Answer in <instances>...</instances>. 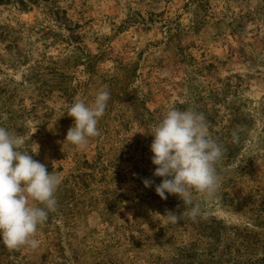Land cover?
Segmentation results:
<instances>
[{"label":"rangeland","instance_id":"obj_1","mask_svg":"<svg viewBox=\"0 0 264 264\" xmlns=\"http://www.w3.org/2000/svg\"><path fill=\"white\" fill-rule=\"evenodd\" d=\"M105 86L100 135L71 145L69 107ZM173 107L225 149L196 219L154 191ZM0 126L61 181L38 247L0 244V264H264V0H0Z\"/></svg>","mask_w":264,"mask_h":264},{"label":"clouds","instance_id":"obj_2","mask_svg":"<svg viewBox=\"0 0 264 264\" xmlns=\"http://www.w3.org/2000/svg\"><path fill=\"white\" fill-rule=\"evenodd\" d=\"M109 100L110 92L105 86L91 102L78 99L72 103L66 114L73 124L65 140L84 148L91 138L99 136L98 122ZM151 136L153 176L161 178L155 194L161 200L177 196L188 206L187 215L196 219L202 215V209L193 202L194 192L208 199L217 194L220 177L216 165L224 155L223 145L211 137L204 114L192 109H169ZM232 140L238 142L237 132L232 133ZM23 144V137L0 126V244L11 250L38 247V227L56 210L55 193L61 183L46 164L33 159L38 145L34 143L37 151L28 152L21 150ZM152 184L151 179L143 181L145 188ZM181 215L166 211L159 216L178 224Z\"/></svg>","mask_w":264,"mask_h":264}]
</instances>
